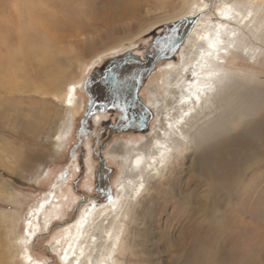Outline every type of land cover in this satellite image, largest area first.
Wrapping results in <instances>:
<instances>
[{
    "label": "rangeland",
    "instance_id": "obj_1",
    "mask_svg": "<svg viewBox=\"0 0 264 264\" xmlns=\"http://www.w3.org/2000/svg\"><path fill=\"white\" fill-rule=\"evenodd\" d=\"M223 1L210 0L212 7ZM128 2L134 10L118 18L114 16V0H0V264H25L21 253L27 248L41 264H61L64 254L60 245L64 244V239L59 237L58 241L55 237L60 236L68 225L66 222L78 214L82 204L77 202L84 203L92 195L88 185L99 187L95 179L88 180V172L91 166L96 173L100 164L98 149L104 142L107 143L103 149L106 164L113 170L110 186L114 190L112 194H116L114 181L126 166L118 164L119 154L124 153L126 141L142 134H112L109 126L104 132L95 131L87 118L88 93L84 86L78 93L79 114L68 125L60 148L55 147L53 139L65 125L67 110L53 95L59 86L64 88L71 76L79 75L81 69L89 65L85 82L95 65L100 66L116 53L120 54L122 44L135 40V35L146 27L135 40L136 48H131L144 55L152 49L154 34L170 24L164 23V19L181 5L180 0ZM152 23L157 24L153 30L150 29ZM21 33L30 36L24 43L30 51L33 48L44 50L49 58L42 68L37 64L40 56L36 54L24 59L17 57L15 62L25 73L10 76L6 58L15 56ZM261 64L263 75L257 86L250 82L245 87L246 110L242 107L241 114L264 112V59ZM157 68L158 63L141 94L148 102L152 93L165 113L170 105L162 91V75ZM186 75L191 79L194 76L190 70ZM255 104L258 106L253 108ZM170 112L176 118L175 112ZM155 118L158 119L154 116L152 122ZM189 154L173 158L169 168L152 179L144 199L132 204L125 218L129 222L125 246L138 243L132 264H264V167L245 174L246 181L258 178L260 184H256L259 186L255 190L242 184L229 192L230 199L226 202L194 209L167 197L165 192L171 177H180L183 181V187L177 191L188 190L189 165L193 161ZM69 173L71 177L64 183ZM57 181L60 184L56 188ZM62 188L71 189L78 198L74 201V194L68 191L61 219L46 224L40 211L35 218V223L39 224L37 236L35 239L23 237L27 212L38 201L40 204L45 198L51 201L50 191L60 196ZM194 188L195 185L191 186ZM205 190L206 186H202L195 191L222 200L228 195ZM190 225L197 232L195 237L190 235ZM138 230L142 235H138L139 239Z\"/></svg>",
    "mask_w": 264,
    "mask_h": 264
},
{
    "label": "bare ground",
    "instance_id": "obj_2",
    "mask_svg": "<svg viewBox=\"0 0 264 264\" xmlns=\"http://www.w3.org/2000/svg\"><path fill=\"white\" fill-rule=\"evenodd\" d=\"M180 1L178 11L164 19V23L188 17L195 18V21L176 59L174 56L172 58L175 60L167 63L164 61L171 58L163 59L158 64L157 70L162 75L161 88L167 95L170 108L168 106L163 113L158 100L152 93L149 94L148 105L159 120L155 118L147 133L124 143V153L119 154L118 164L126 166L114 181L116 194L113 200L98 202L95 195L97 189L94 184L88 185V192L94 196L84 201L76 217L66 222L68 225L64 231L55 237L57 240L59 237L64 239V244L60 245L64 254L60 256L61 264H132L134 247L138 243L125 246L129 234V222L125 218L132 204L142 200L152 179L162 175L173 158L184 153L188 152L193 157L189 165L188 190L177 191V188L183 187V181L180 177H171L165 192L167 197L176 198L186 207L201 210L206 206H217L229 200V192L239 185L247 184L255 190L260 184L258 178L248 181L244 178L248 171L258 172L264 167V112L256 110L241 114V111L242 107L245 108L243 95L246 85L255 82L257 86L263 75L264 0H224L216 7L211 6L210 0ZM130 4L128 0H114V16L120 18L132 12L134 9ZM226 15L231 18L226 19ZM156 26L152 23L150 29ZM182 27L183 24L181 30ZM145 28L135 35V40ZM18 37L20 41L15 56L6 58V69L10 76L25 73L21 66H17V57L24 59L36 54L40 56V63L37 64L43 68L49 58L45 51H36L35 48L30 51V47L24 44L30 38L27 33H21ZM135 40L122 44V52L136 48ZM212 44H215L214 48L210 47ZM230 55L233 57L228 59ZM88 66L85 65L79 75L71 76L64 88L59 86L54 92L55 99L67 110L65 125L53 139L55 147L60 148L68 125L79 114L78 93L83 87ZM187 70L194 74L192 79L187 77ZM257 106L255 104L253 108ZM170 111L175 112L176 118ZM101 117L98 113L96 120ZM230 122L234 124L230 125ZM87 148L92 150L89 142ZM70 175L66 176L64 183ZM95 175L90 166L88 180H94ZM59 184L57 181L55 187ZM193 185L196 188L191 189ZM202 186H206L207 192L216 194L220 191L228 195L223 197V201L216 196L210 198L208 193L198 194L195 190ZM68 191L62 188L60 196L50 191L49 196L53 197L51 201L45 198L42 204L35 202L37 204L27 212L23 237L35 239L37 236L39 224L35 223V218L40 211L46 224L61 219L64 214L61 212L63 201L68 199ZM73 194L75 201L77 193ZM190 226V235L195 237L197 232ZM138 235L142 237L140 231ZM21 257L25 264H41L32 257L28 248L21 253Z\"/></svg>",
    "mask_w": 264,
    "mask_h": 264
},
{
    "label": "flooded vegetation",
    "instance_id": "obj_3",
    "mask_svg": "<svg viewBox=\"0 0 264 264\" xmlns=\"http://www.w3.org/2000/svg\"><path fill=\"white\" fill-rule=\"evenodd\" d=\"M165 30H160L154 34L152 49H149L144 55L133 52L135 47L132 50L121 52L119 55H114L110 60L100 64L99 67H97L98 65L95 66L87 77L83 83V87L85 86L88 93L87 118L91 125L98 129H95V131L104 132L107 126L111 128L112 134L115 132L145 134L150 130L155 114L141 92L157 63L159 64L163 59H168L166 57L158 59L151 69L152 57L157 52L155 48L157 47V39L167 35L168 31ZM169 40L170 44L173 45L176 44L178 38L174 37ZM178 50L180 48L174 49L172 54L175 59ZM172 57L164 62L174 61L175 59ZM98 113L102 117L96 120ZM105 144L107 143L104 142L99 146L98 158L100 164L95 173L97 175V178L95 175L96 184L99 185L98 192L95 194L98 197V202L107 200L113 192L110 186V173L113 170L106 164L103 154ZM101 184L103 187H100ZM84 203L80 202L79 205L82 204L83 206Z\"/></svg>",
    "mask_w": 264,
    "mask_h": 264
},
{
    "label": "water",
    "instance_id": "obj_4",
    "mask_svg": "<svg viewBox=\"0 0 264 264\" xmlns=\"http://www.w3.org/2000/svg\"><path fill=\"white\" fill-rule=\"evenodd\" d=\"M194 21H195V18L188 17V18H182L175 22H171L170 24H167L164 26V28L167 29L168 32H167V35L158 37L157 39L158 40L156 44L157 47H155L157 49V52L152 57L151 69L153 68V65L158 59L164 58V57L171 58L173 56L172 54L174 53V49L180 48L181 44L184 42L191 28L193 27ZM182 24H183V27L181 30ZM174 37L178 38V41L176 42V44L172 45L170 44L169 39L174 38ZM64 176L65 174L62 175V177ZM108 200H113V194H110L108 196Z\"/></svg>",
    "mask_w": 264,
    "mask_h": 264
},
{
    "label": "snow or ice",
    "instance_id": "obj_5",
    "mask_svg": "<svg viewBox=\"0 0 264 264\" xmlns=\"http://www.w3.org/2000/svg\"><path fill=\"white\" fill-rule=\"evenodd\" d=\"M225 18L226 19H230L231 17L226 15ZM210 47H213L214 48L215 47V44L210 45ZM208 54L211 55V53H208Z\"/></svg>",
    "mask_w": 264,
    "mask_h": 264
}]
</instances>
